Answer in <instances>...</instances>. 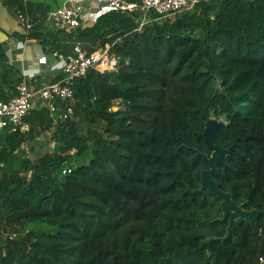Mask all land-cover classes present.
<instances>
[{
    "label": "trees",
    "instance_id": "1",
    "mask_svg": "<svg viewBox=\"0 0 264 264\" xmlns=\"http://www.w3.org/2000/svg\"><path fill=\"white\" fill-rule=\"evenodd\" d=\"M1 1L28 20L26 37L46 41V5ZM137 27L135 18L110 11L81 30L95 36L93 51L107 45L117 60L115 70L92 68L74 84L86 137L76 132L74 110L63 118L71 102L60 101L54 113L32 109L28 133H5L0 164L47 132L56 141L36 162H20L30 180L0 175V237L7 227L20 231L0 241V264L264 259V0H200L193 12ZM6 60L0 45V101L21 82ZM212 117L225 123L214 145L232 147L214 181L243 210L262 212L227 238L220 199L196 192L208 169L200 154L211 155L201 135ZM66 167L71 172L62 175Z\"/></svg>",
    "mask_w": 264,
    "mask_h": 264
},
{
    "label": "built area",
    "instance_id": "2",
    "mask_svg": "<svg viewBox=\"0 0 264 264\" xmlns=\"http://www.w3.org/2000/svg\"><path fill=\"white\" fill-rule=\"evenodd\" d=\"M199 2L200 0H139L136 2L97 0L96 7L85 9L82 3L67 0L65 6L50 11L46 19L55 25H61L73 31L88 26L92 17L115 11L135 18L138 22L136 31H140L150 23H160L175 17L177 14L193 12ZM19 18L27 21L21 15H19ZM27 27H29L28 22ZM51 56L61 63L59 79L39 89H32L26 82H20L16 87L14 97L6 101H0V132L4 134L28 133L30 126L25 118L32 110L35 100L44 103V106L51 113H54L57 111L55 102L74 101V84L78 79L85 77L90 69L98 68L102 71H113L117 66V60L109 53V46L107 45L104 49L87 52L80 43H76L72 56L64 57L57 51L51 52ZM71 112V108L68 107L63 118H66ZM70 172L71 169L66 167L62 170V175ZM16 236L15 233H12L7 238L13 240ZM259 263L264 264V259L259 258Z\"/></svg>",
    "mask_w": 264,
    "mask_h": 264
},
{
    "label": "crops",
    "instance_id": "3",
    "mask_svg": "<svg viewBox=\"0 0 264 264\" xmlns=\"http://www.w3.org/2000/svg\"><path fill=\"white\" fill-rule=\"evenodd\" d=\"M26 1L42 3L48 7L49 12L67 4V0ZM74 1L82 3L85 9L97 6V0ZM19 15L4 6L0 0V45L6 55L5 63L13 69L10 75L12 79L21 78V82H26L32 89H39L59 79L61 63L51 56V52L57 51L64 57H70L76 43H80L87 52L94 48L95 36L82 34L81 30L92 27L97 18L101 16L92 17L88 26L73 31L45 19L41 25L46 40L43 42V39L36 40L26 37L30 25L27 27L28 20L23 21ZM36 17L38 15L34 16ZM3 70L4 66L0 63V74ZM43 106L44 103L35 100L32 109H41ZM45 135L48 136V132Z\"/></svg>",
    "mask_w": 264,
    "mask_h": 264
},
{
    "label": "water",
    "instance_id": "4",
    "mask_svg": "<svg viewBox=\"0 0 264 264\" xmlns=\"http://www.w3.org/2000/svg\"><path fill=\"white\" fill-rule=\"evenodd\" d=\"M225 127V123L218 122L217 120L210 119L205 123L204 132L201 135L206 147L211 151V155L208 157L205 154H200L206 163L208 169L203 171L200 176V189L196 192H207L216 198L220 199V207L222 210L223 220H228L230 217V223H228L227 227V235L226 238L229 236L231 230L236 227L242 221H251L253 220L259 212L257 210L245 211L243 210L242 206H237L231 199L230 193L222 192L216 182L214 181V177L217 174L218 167L224 164L226 157L230 154L232 147L229 149H220L216 145H214V141L216 138L221 134ZM5 134L0 132V146L4 143ZM215 156V157H214ZM228 195V202L231 204V208L224 209L222 207V202L225 199V195ZM239 207V208H238ZM244 212L246 218L245 220L239 221L237 223L233 222L235 216L238 215V210ZM264 214V213H263ZM254 215V216H252Z\"/></svg>",
    "mask_w": 264,
    "mask_h": 264
},
{
    "label": "rangeland",
    "instance_id": "5",
    "mask_svg": "<svg viewBox=\"0 0 264 264\" xmlns=\"http://www.w3.org/2000/svg\"><path fill=\"white\" fill-rule=\"evenodd\" d=\"M199 11V9L197 8V12ZM175 17H172L168 20L172 21L174 20ZM166 21V20H165ZM198 38H202L203 34L202 33H198L197 34ZM69 107L71 108V110H74L75 107V103L74 101L71 103H68ZM116 109V108H115ZM71 119L73 121V123L76 126V132L78 135L82 136V137H86L87 135V125L85 123H83V117L80 115L79 111L74 110L73 112V116H71ZM213 120H217L218 122H223V120H218L215 118H211ZM49 135H45L43 134V136H39L37 139L35 140H31L28 141L24 146H22L20 149L16 150L13 155L11 156V158L9 159V161L5 164H0V175L3 173L9 174V173H19L20 172V168H19V164L22 160L28 158L29 160H31L32 162H36L38 158H40L41 156H43L46 153H51L53 151V147H54V143L56 141L55 137L51 136V133H48ZM88 160V157L86 158H82V159H78L75 161V163H73V166H77L83 162H86ZM23 177H25L27 180L31 179V175L32 173H22L21 174ZM239 208V207H238ZM238 215L234 217L233 222L237 223L239 221L245 220L246 216L245 214H243L244 212L239 211L238 210ZM254 216V215H252ZM230 217H228V223H230ZM27 229H34V230H44L46 231L47 229H49V227L45 226V225H38V224H31L29 225V227ZM4 231V235H1L0 237V241H2V244H4L6 242V236L8 234L11 233H16V234H20V231H12L10 230L8 227L3 229Z\"/></svg>",
    "mask_w": 264,
    "mask_h": 264
},
{
    "label": "bare ground",
    "instance_id": "6",
    "mask_svg": "<svg viewBox=\"0 0 264 264\" xmlns=\"http://www.w3.org/2000/svg\"><path fill=\"white\" fill-rule=\"evenodd\" d=\"M215 157V156H214ZM225 199H224V201L222 202V207L224 208V209H229V208H231V204L228 202V195L226 194L225 196Z\"/></svg>",
    "mask_w": 264,
    "mask_h": 264
}]
</instances>
